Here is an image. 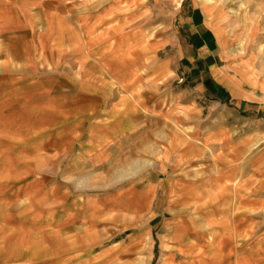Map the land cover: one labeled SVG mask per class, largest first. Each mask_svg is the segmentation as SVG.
Instances as JSON below:
<instances>
[{
    "label": "rangeland",
    "instance_id": "374dc122",
    "mask_svg": "<svg viewBox=\"0 0 264 264\" xmlns=\"http://www.w3.org/2000/svg\"><path fill=\"white\" fill-rule=\"evenodd\" d=\"M49 1L43 0V7L37 9L43 12L38 32L27 31L21 37L12 33L5 39L6 47L14 54L17 52L16 57L21 61H36L55 68L53 59L58 56V49L61 53L58 56L59 65L64 67L69 59V41L72 40L67 23L61 19H73L77 13H82L99 19L96 28L103 30V40L114 38L118 44L127 45L128 48L137 46L141 51L154 48L157 59L174 55L173 70L171 75L156 82L155 89L150 88L156 94L157 112L152 116L154 119L139 121L141 132L149 128L152 136L139 137L138 151H121L120 146V150L115 151V154H119L117 158L109 166L105 163L101 165L100 162H92L90 155L85 153L82 156L75 147H68L66 138L60 142V151H53L58 147L53 140L52 128L33 130V134L26 136L18 134V130L13 128L15 134L9 137L0 134V171L10 161L23 155L20 150L25 149L28 158H42L43 168L39 169L38 174H43L44 178L43 208H40L39 200L37 205L31 194L36 189L33 185L28 192L29 200L38 212L37 215L22 216L23 222L34 228L36 223L41 222L47 232L51 231L47 229L56 227L59 229V240L70 235L74 236L73 239H79L83 237L84 230L91 231L88 234L94 236L95 244L88 251L93 252L99 246L123 241L125 246L116 249L115 244L108 256L124 257L123 264H144L148 229L151 228L159 239L161 254L164 242L168 241L163 232L169 221L182 227H200L203 224L206 227L218 209L234 207L229 196L244 192L243 179L247 174L245 165L237 160L243 156L242 151L235 150L237 157L233 162L231 158H222L219 148L204 142L200 134L198 136L201 126L207 121L206 109L203 119L181 111V102L185 100L181 97V91L187 87L194 91L202 87L203 92L198 95V100L203 105L211 103L212 99L229 105L228 99L224 101L208 90L207 70L214 56L205 54L203 61H200V50L189 44V30L184 21L192 12L203 9L219 22L217 33L225 44L222 52L229 61L228 65L233 68L232 71L242 72L251 78L255 65L264 66V0ZM10 13L16 15L13 8ZM56 16L60 19L58 23L49 21H54ZM81 26V23L77 24L82 32ZM54 35L65 38L63 44L59 39L62 44L59 48L48 44ZM140 61L144 63L142 59ZM205 87L208 89L204 90ZM63 90L67 92V89ZM210 95L215 98H210ZM46 117L44 124L50 122ZM15 122H26L31 127L39 123L32 119L29 112L24 114L23 120ZM236 129L238 134L251 132L249 143L252 158L264 149V128L251 121L238 125ZM0 131L3 132L2 127ZM36 147L40 148V152L34 151ZM64 150L67 152L62 153ZM53 159H60L61 165L53 167ZM254 167L251 183L249 188L246 187L251 196L259 194L264 188L258 181L264 175V168ZM23 196L25 198L26 194L15 192L11 185L0 179V205L4 207L0 209L1 240L13 238L9 236V228L4 233L9 223L23 225L20 217L8 215L9 210L5 209L12 199H19L21 204L27 202V199H21ZM254 213L253 223L258 221L255 216L264 219V212Z\"/></svg>",
    "mask_w": 264,
    "mask_h": 264
},
{
    "label": "crops",
    "instance_id": "0c3cea01",
    "mask_svg": "<svg viewBox=\"0 0 264 264\" xmlns=\"http://www.w3.org/2000/svg\"><path fill=\"white\" fill-rule=\"evenodd\" d=\"M40 7H43V0H0V127L3 129L0 134L9 137L15 134L12 130L15 128L18 134L26 136L37 130L52 128L53 140L58 147L53 148V151L59 152L60 142L66 138L68 147H75L76 152L82 153V156L85 153L90 155L92 162H100L101 165L105 163L107 166L119 155L115 151H119L120 146L121 151H138L139 137L152 136L149 128L141 132L139 121L154 119L152 116L157 112L156 94L150 88L155 89L156 82L171 75L174 55L157 59L154 48L141 51L137 46L131 45L133 47L128 48L127 45L118 44L114 38L103 40V30L96 28L99 19L77 13L73 19H61L67 23L72 40L67 47L69 59L64 64L66 69L59 65L58 56L61 53L56 48L58 56L53 59L55 68L36 61H21L16 57L17 52L14 54L6 47L5 39L12 33L21 37L27 31L38 32L42 21L40 16L43 14L37 10ZM11 8L16 15L10 13ZM53 20L49 19L52 23H58L60 19L56 16ZM184 22L189 30V44L200 50V61H203L205 54L211 53L214 56L207 70L209 87H206L209 89L205 87L204 90H210V93L222 97L220 99L224 101L228 99L230 106L213 99L211 103L203 105L198 100V95L203 92L202 87L199 86L196 91L187 87L181 91V97L185 98L181 102V111L203 119L206 109L207 121L201 126L198 136L200 134L204 142L219 148L222 158H231L233 162H236L237 157L235 150L242 151L243 156L237 160L245 165L247 174L243 179L244 192L229 196L234 207L218 209L206 227L204 224L200 227H182L180 224V227L169 221L165 231L162 230L168 241L164 242L161 254L159 239L151 228L148 229L144 264H264V219L255 216L258 221L252 222L254 212H264V188L254 196L246 191L251 183L252 168H264V149L252 158L249 143L251 132L238 134L236 129L238 125L251 121L264 128V66L255 65L251 70V78L242 72L232 71L233 68L228 65L229 61L222 52L225 44L218 37L219 22L203 9L192 12ZM78 23L83 27L82 32L77 27ZM59 39L62 38L54 35L45 44L48 41L50 46L59 48L65 38L62 44ZM132 43L135 44V41ZM63 89H67V92ZM212 97L215 98L210 95ZM28 112L39 123L31 127L26 122H15L23 120L24 114ZM45 117L50 122L44 124ZM20 151L23 155L3 167L0 179L11 185L15 192L26 194L25 198L21 197L28 200L24 204L19 203V199H12L7 203L8 208L5 207L9 210L8 215L20 217L22 223V216L29 217L38 212L29 200L28 192L33 185L36 189L31 194L37 205L39 200V206L43 208L44 178L38 172L44 162L38 156L28 158L25 149ZM34 151L40 152V148L36 147ZM52 162L53 167L61 165L60 159H53ZM258 181L264 186V175ZM22 224L9 223L6 226L4 233L9 228V236L13 238L0 239V264L125 262L122 256H108L115 244L116 249L120 246L123 248V241L101 247L98 245L93 252L88 251L95 244L94 236L88 234L91 231L84 230L83 237L79 239H73L74 236L70 235L59 240V229L56 227L47 229L51 230L47 232L41 222L36 223L35 228L27 222Z\"/></svg>",
    "mask_w": 264,
    "mask_h": 264
}]
</instances>
